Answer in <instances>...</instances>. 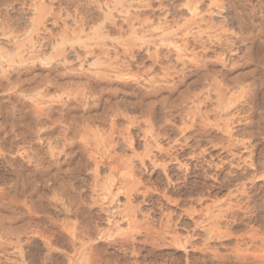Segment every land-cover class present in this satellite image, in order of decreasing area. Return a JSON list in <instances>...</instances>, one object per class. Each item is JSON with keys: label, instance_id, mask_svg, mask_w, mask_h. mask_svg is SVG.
<instances>
[{"label": "rangeland", "instance_id": "rangeland-1", "mask_svg": "<svg viewBox=\"0 0 264 264\" xmlns=\"http://www.w3.org/2000/svg\"><path fill=\"white\" fill-rule=\"evenodd\" d=\"M77 1L0 0V264H264V171L255 179L249 136L255 125L240 130L231 118L234 141L226 145L202 123L203 101L194 122L185 115L205 77L234 81L264 61V0H212L227 40L183 69L174 57L138 48L146 33L99 24L95 9L121 0ZM199 1L205 8L208 0ZM166 2L170 18L182 13L183 0ZM156 6L142 18L155 16ZM78 28L81 38H73ZM153 142L188 171L171 163L167 180L148 165L147 151L157 157ZM126 160L134 178L110 196L115 211L101 213L90 200L94 162L97 193Z\"/></svg>", "mask_w": 264, "mask_h": 264}, {"label": "bare ground", "instance_id": "bare-ground-1", "mask_svg": "<svg viewBox=\"0 0 264 264\" xmlns=\"http://www.w3.org/2000/svg\"><path fill=\"white\" fill-rule=\"evenodd\" d=\"M83 1L85 2V0H83ZM153 1L154 2L157 1V3H158V6H156L157 10H158L157 14H154L155 16H151L154 18H151L150 16L142 18L141 15L143 13V10L147 8L146 10L148 11V9L150 8V5L152 4ZM165 3H167L166 0H121L120 5H118L117 8L116 7L111 8L110 7L111 5L108 6L107 3H106L107 5L103 8H98V6L97 7L96 6L91 7L92 5L87 7V8H90V7H91V9L98 8V9H95V12H96L98 20H100L99 24H101V22L102 23L107 22L106 27H109L110 29L112 28V30H113V28H115L118 25V28L120 27V29H122V27H123L126 29V31L127 30L133 31V32L141 31L144 34L146 33L143 36V38H147V39H144V40L142 39L143 42L141 40L140 41L141 43H139V45L137 44L138 48H139V46H140V48L145 47V49L147 51L149 49H152L151 51L154 50L158 54H165L167 56L174 57L175 61L178 63V66L177 65L176 66L180 67V69H183L184 66H186L188 60L190 61L191 58L196 59L195 64H197V61H199L200 58L206 56L208 50H210V49L212 50L213 48L219 47L220 45H222V43H224V40L226 39V37H225L226 34H224V37H222L221 35H223V32L220 31L221 29L219 28L220 29L219 30L218 27L214 24V19L217 16L221 15L220 4L213 2L212 0H208L206 7L203 8L201 6V2L199 0H183L182 5L180 6L182 13H180L181 12L180 11L178 13L179 15L177 14V17H175L176 16L175 15V16H172L170 18V16H169L170 9L167 8V5ZM88 4H90V3H88ZM93 4H95V3H93ZM84 7H85V5H83V8ZM154 9L156 10L155 7H154ZM89 10H87V11L89 12ZM150 10L154 11L151 8H150ZM93 11H94V9H93ZM82 12H83V10L81 11V13ZM94 15H95V13H94ZM89 21H90V19H89ZM39 22L37 21V25ZM81 23H80V26L82 25ZM39 24H43V23H39ZM96 24H98V22ZM91 26H92V24H91ZM38 27H40V26H38ZM42 27H40V28L42 29ZM63 28H65V27H63ZM89 28H91V27H89ZM102 28H104V27L102 26ZM39 29L37 31L41 30V29L40 30ZM43 30L46 31V29H43ZM75 30L77 32V29H75ZM219 31L221 32L220 34H219ZM65 32H67V29H66V31L64 30V33ZM72 32H74V31H72ZM72 32H71V34H72ZM79 33L80 34L82 33V29L78 28V33L76 34V36L73 35L72 37L73 38L74 37L75 38H81L82 34L79 36ZM99 33H100V31H99ZM104 35H106V34H104ZM62 36H64V35H62ZM68 36H70V35H68ZM16 39L17 38L12 39V37L11 38L6 37V43L5 44H13V43H15L13 40H16ZM77 40H79V39H77ZM127 43H128V41H127ZM16 45H18L17 40H16ZM104 45L105 44H103L102 46L104 47ZM124 45H126V44H124ZM130 45H132V44L130 43ZM133 45H136V44H133ZM13 46H15V45H13ZM121 46H122V44H121ZM19 47H17V48H19ZM13 48H15V47H13ZM135 49H137V48H135ZM245 49H247V48H245ZM18 50H20V49H18ZM30 51L31 50L29 49L28 52L31 53ZM20 52H21V50H20ZM244 56H246V55L244 54L241 59L244 60ZM252 56L249 55L248 59L253 60ZM97 57H98V55H97ZM187 58H190V59H187ZM258 63H259V65L255 67L256 69L258 68L257 70L251 71L250 74L248 73V75H247V73H245L246 75L245 74L243 75L242 73H240L236 76V79L234 81L233 80L232 81L227 80L225 82H222V81H217V79L215 78L216 76L215 77L210 76L208 78L205 77V80L203 83L204 85L201 88H199V90L197 92H195L196 94L192 93L193 96H192V98L190 97L191 100H188V98H187L188 103H186V104H188V106L186 105L187 106V111H186L187 113L185 114L187 117L190 118V120H189L190 122H194L195 116L197 115L196 112L200 111V102L203 101L204 107L207 110L205 109L206 110V116H205V120H201V121H203L202 123L207 124L208 128L210 127L212 129H215L216 131H218L220 134V137H221V141L226 143V145L230 144V143L232 144L234 141L233 140V132H232L233 127H231V122H230L231 118L236 117L235 119H236L238 128L240 127V130H244L245 129L244 126L255 125V130H253V132H251V134H249V136H250V139L252 138V142H253L252 144L254 146L253 149L255 151L254 152L255 158L253 159L252 166L254 168L253 173L255 174V179H257V180H258L257 176H260V173L262 171H264L263 170L264 169V153L263 152L260 153L259 152L260 150L258 151V148H260L259 147L260 145L264 146V61H262V62L258 61ZM106 67L107 66H105L103 68L106 69ZM177 67H175V68H177ZM1 68H2V65L0 64V69ZM172 68H173V66H172ZM163 70H165V69H163ZM165 71L168 72V69ZM172 71L173 70H171V72ZM174 71H177V70H174ZM2 72H3V70H2ZM178 72H179V70H178ZM163 73H165V72L163 71ZM173 75H175V74H173ZM165 76H167V75H165ZM149 78H150V76H149ZM149 78L147 79V81H150ZM165 82H167V81L165 80ZM257 82L260 83L258 87H256ZM241 127L242 128L244 127V129H241ZM244 131H243V133L245 134L247 131L246 132H244ZM249 133H250V131H249ZM147 141L152 142L153 140L151 141L149 139ZM156 141H157V139H156ZM154 142H153L154 149H155L154 151L157 154V157L159 155V156H162L163 158L167 157V159H166V161L165 160L163 161L161 158H159V159H161V161L158 162L156 155H150L149 151H147L146 155L144 157L145 158L147 157L146 162L148 163V165H150L151 167H156V168L159 166L163 173H167V170L169 169V168L167 169L168 165H170L171 163H174L176 170H178L179 172H182V173L185 172L186 173L188 171V166L186 165V163H185V165H183V163L181 164L180 162H177L175 159V156H174V158L171 157V155L168 152V149H163L162 147H159V145H155L157 143L154 144ZM149 143H148V145H150ZM224 143H223V145H224ZM221 146L222 145L220 144L219 147H221ZM148 147H151V146H148ZM210 147H211V149H213L214 144H211ZM223 147H222V149H224ZM151 149H152V147H151ZM263 149H264V147H263ZM260 154H263V156ZM110 156L111 155H110V152L108 150L103 151L102 157L104 159H107ZM26 157H27V155H26ZM209 158L211 160L210 156H209ZM108 159H110V158H108ZM137 162H139L140 164L143 163V165H144L143 159H140V157H139ZM159 163H161V164H159ZM207 163L210 164L211 162L208 161ZM122 164L125 168V171L121 172L119 174V176H117V177H115V176H113L114 178L111 177L112 182L110 180H109V182H111L112 184L111 183L109 185L107 184L106 187L104 184V186L101 187V189H98L99 192L96 193L95 185L97 184V180L99 178L98 177L99 165H98V162H94L93 171H92L93 172L92 176H93V181H94V183H93L94 187L91 188L90 200H91V203L96 205L98 211L99 212L101 211V213L102 212L104 213L106 211H112V210L115 211L116 207L114 206L113 199L110 196L113 194V191H120L123 188V186L125 188V185L129 184V182L131 181L130 179L134 178V173H133V169H134L133 167L134 166L131 163V161L126 160L125 162L123 161ZM214 165H215V163H213V166ZM208 166H210V165H208ZM215 166L217 167L218 165H215ZM108 168H109V170H111L112 166L108 165ZM165 176H166V179L168 180L169 179L168 173H167V175H164V177ZM251 182H253V181H251ZM128 187L130 189V187H133V184L128 186ZM134 189H136V188H134ZM165 198L167 199V197H165ZM197 201L199 204H202V199H198ZM212 202H210L209 206L205 207V210L207 212L208 211L212 212V210H211V208L213 209V203ZM59 206L62 207V205H59ZM73 234H75V238H76L77 233H73ZM17 235H19V234H17ZM154 236H152L151 240H153ZM72 238L74 239V237H72ZM211 252H212L211 254L213 255V257L218 255V251L216 248H215V250H212ZM234 257L237 259L240 258L237 256H234Z\"/></svg>", "mask_w": 264, "mask_h": 264}]
</instances>
